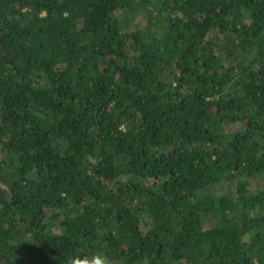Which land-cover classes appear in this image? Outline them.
I'll list each match as a JSON object with an SVG mask.
<instances>
[{"label":"trees","instance_id":"16d2710c","mask_svg":"<svg viewBox=\"0 0 264 264\" xmlns=\"http://www.w3.org/2000/svg\"><path fill=\"white\" fill-rule=\"evenodd\" d=\"M97 251L264 264V0H0V264Z\"/></svg>","mask_w":264,"mask_h":264},{"label":"clouds","instance_id":"9594fccd","mask_svg":"<svg viewBox=\"0 0 264 264\" xmlns=\"http://www.w3.org/2000/svg\"><path fill=\"white\" fill-rule=\"evenodd\" d=\"M68 264H111L110 258L103 252L76 254L68 259Z\"/></svg>","mask_w":264,"mask_h":264},{"label":"rangeland","instance_id":"374dc122","mask_svg":"<svg viewBox=\"0 0 264 264\" xmlns=\"http://www.w3.org/2000/svg\"><path fill=\"white\" fill-rule=\"evenodd\" d=\"M135 22H136V23H142L141 19L138 18V17H136L135 20H134V22L131 21V24L129 25V27H132L133 24H134ZM143 23H144V22H143ZM60 230H61L60 225H58V224H57V225H50V226L48 227L47 234H50V233H59ZM48 232H49V233H48Z\"/></svg>","mask_w":264,"mask_h":264}]
</instances>
